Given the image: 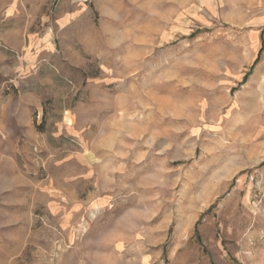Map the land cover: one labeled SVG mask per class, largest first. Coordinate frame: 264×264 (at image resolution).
Returning a JSON list of instances; mask_svg holds the SVG:
<instances>
[{"label":"rangeland","instance_id":"1","mask_svg":"<svg viewBox=\"0 0 264 264\" xmlns=\"http://www.w3.org/2000/svg\"><path fill=\"white\" fill-rule=\"evenodd\" d=\"M35 5V50L0 43V264H264V0Z\"/></svg>","mask_w":264,"mask_h":264},{"label":"crops","instance_id":"2","mask_svg":"<svg viewBox=\"0 0 264 264\" xmlns=\"http://www.w3.org/2000/svg\"><path fill=\"white\" fill-rule=\"evenodd\" d=\"M45 0H41L44 3ZM36 0H0V43L6 44L8 50L2 56L9 58L7 54L24 51H33L36 48L38 38L35 31H31V25L36 18ZM1 103V95H0Z\"/></svg>","mask_w":264,"mask_h":264},{"label":"trees","instance_id":"3","mask_svg":"<svg viewBox=\"0 0 264 264\" xmlns=\"http://www.w3.org/2000/svg\"><path fill=\"white\" fill-rule=\"evenodd\" d=\"M256 61H257V58H256Z\"/></svg>","mask_w":264,"mask_h":264}]
</instances>
